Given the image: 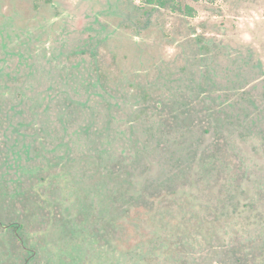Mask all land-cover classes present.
<instances>
[{
    "label": "rangeland",
    "instance_id": "rangeland-1",
    "mask_svg": "<svg viewBox=\"0 0 264 264\" xmlns=\"http://www.w3.org/2000/svg\"><path fill=\"white\" fill-rule=\"evenodd\" d=\"M172 4L0 0V264H264V0Z\"/></svg>",
    "mask_w": 264,
    "mask_h": 264
},
{
    "label": "trees",
    "instance_id": "trees-1",
    "mask_svg": "<svg viewBox=\"0 0 264 264\" xmlns=\"http://www.w3.org/2000/svg\"><path fill=\"white\" fill-rule=\"evenodd\" d=\"M150 3H154L158 6H162V7H173L176 9H179V7L175 6V4H172L173 0H148ZM188 11L190 10V8L187 9Z\"/></svg>",
    "mask_w": 264,
    "mask_h": 264
}]
</instances>
